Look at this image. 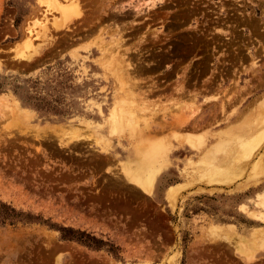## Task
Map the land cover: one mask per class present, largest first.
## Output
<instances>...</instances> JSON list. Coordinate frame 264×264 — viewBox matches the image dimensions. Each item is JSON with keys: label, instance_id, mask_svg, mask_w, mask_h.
<instances>
[{"label": "rangeland", "instance_id": "rangeland-1", "mask_svg": "<svg viewBox=\"0 0 264 264\" xmlns=\"http://www.w3.org/2000/svg\"><path fill=\"white\" fill-rule=\"evenodd\" d=\"M48 1L0 0V264H264V138L202 176L264 106V0ZM152 143L153 193L123 165Z\"/></svg>", "mask_w": 264, "mask_h": 264}, {"label": "bare ground", "instance_id": "bare-ground-1", "mask_svg": "<svg viewBox=\"0 0 264 264\" xmlns=\"http://www.w3.org/2000/svg\"><path fill=\"white\" fill-rule=\"evenodd\" d=\"M70 1H48V6L50 8L58 10L61 14V17L66 18L74 14L78 10L76 8L77 6L73 5L72 2L70 3ZM48 15L49 13H46V10L42 12V16H44V19H46L45 22H47V24H49L50 22V18ZM46 32H44V34ZM114 106L115 105H113V108ZM123 109L124 107L119 108L120 111H124ZM259 110L260 111L249 112L243 118L241 117L242 120L237 125H231L229 127V131L231 132L232 137L229 140H227V138H223L220 140L218 139L215 140V142L212 144L211 148L208 150V154L205 156V158H210L208 161V168L204 173H202V176L206 178L208 182H220L230 178V176L232 174H235L236 172H241V166L237 167V165L234 164L236 163V160L240 162L243 159H249L254 155L257 147L261 145V142L264 138V106H262ZM117 113V109H112L109 115L111 117V121L109 122L108 120V123L110 124L109 126L113 129L112 131H120L123 128V121L121 118L122 115ZM132 114L133 111L129 115H127L132 119ZM238 128L239 130L242 129V132H236ZM204 141L205 140L203 137H199L197 138V140L195 139L194 144L191 145L199 148L200 145L204 143ZM100 147L102 146L100 145ZM162 147L165 146H159L156 143H152L147 146H138V144H135L133 146L132 152H130L127 158H124L123 160V165L128 171L129 177L138 181L139 184L143 186V188L146 187V191L152 193L157 188L156 183L160 173L167 167V164L162 161L165 157V155L161 152ZM159 160L162 161L161 164L158 163ZM146 174H148L149 176L148 183L142 181L143 176ZM262 202L264 204V196L262 198Z\"/></svg>", "mask_w": 264, "mask_h": 264}]
</instances>
